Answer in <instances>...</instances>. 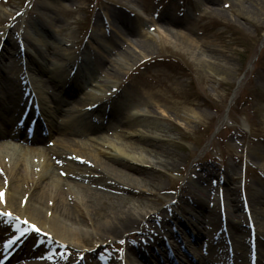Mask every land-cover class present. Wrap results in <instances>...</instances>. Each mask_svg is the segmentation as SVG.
Instances as JSON below:
<instances>
[{
    "label": "rangeland",
    "instance_id": "374dc122",
    "mask_svg": "<svg viewBox=\"0 0 264 264\" xmlns=\"http://www.w3.org/2000/svg\"><path fill=\"white\" fill-rule=\"evenodd\" d=\"M258 1L262 4L259 5ZM116 13L121 15L118 17L133 21L135 26L120 28L119 32L132 34L139 39L145 38L140 32L156 34L158 31L168 30L185 33L199 42L206 58L200 65L191 51L169 43H152L153 49L145 53L147 57L135 61L130 74L120 77L119 85L103 88L100 86L102 73L97 69L95 56L98 55L97 50L102 48V38L113 43L118 40L109 21ZM45 19L52 21L53 26L47 27ZM94 29L103 36H100V41L98 38L94 39ZM23 36L28 39V43ZM127 47L128 43H124L115 46V49L110 48V57L105 64L112 63L114 57L111 54L116 56ZM23 49L26 53H23ZM65 50L69 52L68 56L73 57L69 64L71 67L63 66L60 61ZM0 51L3 55L0 63L4 68L3 75L8 74L9 67H14L8 75L13 80L17 78L23 101L28 98L27 91L31 90L38 98V105L40 104V96L32 86L31 76L41 87L44 83H50L53 77L47 71L41 75L36 74L37 66L30 61L28 55L34 58L33 62H39L45 68L63 66L64 73L72 80L75 79L77 69L79 77L75 80L79 84L82 82V86L76 89L69 88L67 84L64 86L65 90L50 85L51 88L46 93L61 101L57 106L61 110H56V105L49 98L44 106L45 110L39 105L42 123L47 131L43 137L37 136L41 141L20 143V135V138L7 137L0 140V143L33 150H42L44 147L56 149L58 134L55 127H63L75 141L83 142L94 151L96 144L93 141L98 139H109L115 144H119L121 140L126 143L149 141L136 136L125 137L127 125L117 128L120 125H117L114 117L99 113L102 108H98V111L92 106L85 108L72 102L70 95L83 98L87 92L113 97L112 101L104 102L106 108H120L118 117L124 121H128L125 118L128 112L136 113L137 120L152 122V125H143L153 128L162 138L157 142L152 141L150 144L153 147L147 148L153 150L150 159L156 166L148 163L138 165L145 180L150 181V184L152 182L151 186H147L151 190H147L142 196L145 197L144 203H136V196L125 201L126 208H132L136 204L135 215L146 211L150 215L141 219L142 223L128 231V235L99 240L100 248L87 255L76 248L47 247L44 251H36L32 256H21L7 264H17L25 259H48L54 254L73 256V264H81L82 261L86 264H120L124 258L135 264H144L140 255L129 253L126 243L134 242L135 232L143 224L155 226L151 230L155 233L160 230L156 228L160 219L162 224L166 221L169 229L175 218H178L180 224L174 225L169 235L176 233L175 237L181 235L184 238L179 239L183 241L179 255L183 261L176 257V264H186L185 261L190 259L195 262L201 248L198 245L200 240L196 239L194 229L178 212L190 203L187 207L191 210L190 213L199 216V210L190 207L193 202L194 207H197L194 200L197 199L198 190L205 195L206 208L209 211L214 209L218 216L213 227L207 225L210 227L207 228L205 225L213 236L211 248L215 247L214 252H208L205 256H220L219 259H224L221 263L233 264L229 249L235 245L237 255H244L237 264H249L251 237L248 235V225L250 229L254 224L258 227L255 229L256 235L252 237L257 246L255 256L258 264H264V225H257L247 205V194L250 192L255 196L260 194L264 201V169L259 164L258 157L259 153L264 154V0H0ZM40 53L43 56L40 57ZM2 98L0 93V100ZM81 108L79 114L78 109ZM149 110L156 113L150 116L147 113ZM85 111L88 114L82 116ZM193 112L199 113L201 118L192 119L189 126H181L175 118V114H178L191 119ZM2 124L3 120H0V131L3 132L5 128ZM95 125L99 129L92 136L75 135L77 130H84L89 126L93 128ZM143 153L149 155L144 150ZM160 161L166 162L167 166L163 167L159 164ZM129 165L136 166L134 162H129ZM79 170L82 173L86 171L85 168ZM196 173L201 175L198 180L193 179L198 175ZM111 178L118 182L115 177ZM97 180H82L81 183L92 189L101 187L107 194L128 196L126 192L118 189L113 191L103 186L112 180ZM185 187L188 192L184 197L185 205H182L176 194ZM226 187L234 190L231 196L236 200L234 203L237 208L232 207V220L239 222L241 232H237L236 240L244 244L242 249H237V243L232 240L227 218L223 214L227 206L224 198ZM131 188H136L138 193L142 189L139 185ZM111 202L113 201H107ZM116 203L122 204L120 201ZM261 207L264 209V205ZM70 209L72 214H78L76 208ZM174 213L178 216H174ZM259 215V221L264 223V216L262 213ZM87 219L88 217L86 221ZM86 221H83V229L92 234L93 227ZM202 227L204 225L200 226L201 238H206L205 231H208ZM188 234L191 236L189 239L186 237ZM94 235L85 243L88 248L98 241ZM171 237L167 239L168 243L173 240L172 243L179 244L174 240L175 237ZM159 247L161 248L160 245ZM153 255L146 256L145 260L159 264Z\"/></svg>",
    "mask_w": 264,
    "mask_h": 264
},
{
    "label": "bare ground",
    "instance_id": "6f19581e",
    "mask_svg": "<svg viewBox=\"0 0 264 264\" xmlns=\"http://www.w3.org/2000/svg\"><path fill=\"white\" fill-rule=\"evenodd\" d=\"M258 4L261 5L262 2L258 1ZM212 11L214 12L215 10ZM117 14L118 13L115 15L113 14L109 21L111 27L113 28V33L118 36V40L114 41L113 43L111 41H104L102 38L100 42L103 44L101 46L102 48L97 50L99 56L97 54L95 56L97 69L102 73L100 86L103 88H107V86L109 87L110 85H119L120 77L130 74L133 63L147 57L145 53L153 49L152 43H169L173 44L177 48H181L182 50L191 51L193 57L200 65L202 64L204 58H206V55H204V50L200 46L199 42L192 38L191 35L185 33L172 32L168 30L162 32L158 31L156 34H142L140 32L142 37L145 36V38L139 39L132 34L122 33L121 31L119 32L120 28H135V26L133 21L123 17H118L121 15ZM46 23L47 27L53 26L52 21L50 22L46 20ZM100 36V34L95 32L94 39L98 38V41H100V38L103 37ZM22 38L26 41V43L29 42L25 36ZM124 43H128V47L119 51L116 56L111 54V57H114L112 63L105 64V62L108 60V57H110V48L115 49V46H120ZM18 50L20 51L19 45ZM65 51L66 53L60 58V61L62 62L63 66L68 65V67H71L69 64L72 63L71 60L73 57L68 56L69 52L67 50ZM23 53H26L25 49H23ZM39 56L41 57L43 55L40 53ZM1 57H3V55L0 51V63H2ZM28 58L32 63L36 64V74L41 75L46 71L47 73L50 72L53 74L50 83H44L42 87L30 74L32 86L37 89V94L40 96V104L42 106L41 108L45 110L44 106L47 99L49 98L51 102L56 105V110L60 111L61 109H59L57 106L61 104V101H59L57 97H49L46 92L50 90V85L61 90H65L64 86L66 84L72 89L81 87L82 82L80 81L79 84V81H76L79 77V71L76 69L74 77L76 80H72L69 79V76H66V73H64L63 66H54L52 69H49L48 67L45 68L39 62H33L34 58L32 56L28 55ZM210 69L214 68L210 67ZM11 70H14L13 66L11 68L9 67L8 74ZM3 71L4 68L0 64V93L3 95L2 100H0V120H3L2 125H4L5 128V131H0V140L9 137L12 134L18 135V132L13 130V126L17 113H21L20 109H22L21 105L24 99L21 93L22 89H20L21 87L17 81V78L13 80L8 74L3 75ZM70 96H72V102L77 104V106L81 105V107L85 108L93 106L96 107L98 111V108H102V111H99V113L101 112L103 115L107 114L108 116L114 117L117 125H120L117 126V128L127 125L128 129L124 132L125 137L136 136L142 140L149 139V143H142L141 141H139L140 143L134 141L126 143L125 141L121 140L119 144H115L112 140L109 141V139L102 141L98 139L93 141L96 144L95 147L97 149V151L96 149L94 151L90 150V148L87 147L83 142L75 141L62 129L63 127H55L57 131L56 134H58L56 138V149L44 147L42 150H33L0 143V192L3 193V199L0 200V212L10 213V215L7 216L0 215V244L2 245L4 241L8 240V236L11 237L9 243H12L11 239L13 237V233L10 231L11 229H9V226L17 232L21 229L29 228V225H35L39 231L32 232L30 230L26 233L27 236H30V242H33L31 246L36 247L35 243H37L40 247V250H42V248H47L48 246H52L54 248H61L62 246H65L67 248H76L83 254L87 255L94 252L95 249L100 248L98 244L99 240L102 241L105 240V238L111 239L123 234L126 235L128 231L131 229L133 230L136 226H139L142 223L141 219L144 220L148 214L146 211L143 212V214L139 213L138 215H135L134 209L137 207L136 204L134 203L132 208H126L125 201L128 198L133 199L132 196H136L135 202L138 204H143L145 197L142 196L148 192L147 190H151L150 188H147V186H151L152 182L150 184V181L147 182L145 180V178L142 176L143 171L138 168V165L142 163H148L150 165L156 166L151 162L150 159V153H153V150H149L147 148L153 147V145L151 146L150 144L152 141L157 142L162 140V138L157 133H155L153 128L149 129L148 126L143 125H152L153 123L148 122L147 120H145L147 123L143 122L144 120H137L138 117L136 116V113L133 112L127 113L125 118L128 119V121L120 119L118 117L120 114V108L113 109L112 107H105L106 103L113 100V97L111 98L106 95L103 96V94L97 96L88 92L83 98H77L75 95ZM200 97L201 94L199 93V98ZM154 105L156 106V103ZM78 110L79 114H81L82 108ZM26 111L28 113V115H26V119L34 118L33 108H29V110H23V112ZM147 113L151 116L156 112L149 110ZM86 114L88 113L85 111L82 116H85ZM21 115L24 114L22 113ZM164 116L167 115H163V117ZM192 117L193 118L190 119L188 116L175 114V118L179 124H181V126H189L193 121L192 119L195 120L201 118L200 114L197 112H193ZM37 122H40L39 117L36 119V123ZM96 126L97 125H95L93 128L89 126L84 130H77L75 135H85L90 137L99 129ZM20 127L21 126H18L16 128L18 129L17 131H20ZM143 150L149 155H145ZM258 157L260 160L259 164L264 169V154L259 153ZM125 160L134 162L136 166L129 165V162H126ZM159 164H162L163 167L167 166L166 162L162 163V161H160ZM82 168L86 169L84 173L79 170ZM196 174L198 175L196 177L194 176L193 179L198 180L201 175L199 173ZM111 177L118 179V182H114V178ZM97 179L103 181H107V179L112 180L113 182L109 181V184L106 183V185L104 184L103 186H106L113 191L118 189L121 192H126L128 193V196L107 194L103 189H101V187L96 186L95 189H92L81 183L82 180L94 182L98 181ZM129 183H132L133 185H130ZM135 185L137 187L139 185L142 188L139 190V193L137 192L136 188H131L136 187ZM233 191L234 190L227 187L224 189V198L227 204L225 207L227 215L226 221L229 226V232L231 234L232 240L237 243V249H242L244 244L236 240V237H238L237 232H241L239 222H234L232 220V207L237 208V204L234 203L235 199L231 196L234 194ZM187 192L188 189L185 187L180 191V193L176 194L177 199H179L180 204L182 205H185L186 201L184 200V197ZM198 192L199 194L197 195V199H193L196 201L197 207H194V202L192 203L193 206L190 207L198 209L200 213L199 216H195L194 214L190 213L191 210L189 211V208H187L189 205H191L190 203H188L187 207L183 206L182 209L179 210L180 212H178V215L181 214L184 220L187 221L190 226H192L196 232L195 235V232L193 231L194 236L197 240H200L198 245L201 246L199 250L200 252H198L196 255L197 261L193 262L190 259L185 262H187L186 264H223L221 263V260L217 261L214 259L215 261H213L212 258L206 257L202 253L205 251L210 253L214 252L213 249L215 247L213 249L211 248L213 245V236H211V230H207L205 225L213 227L214 222L218 221V216L215 214L214 209L209 211L206 208L204 201L205 195L199 190ZM247 195V201L249 203L247 204L248 209H250L253 213V219H255L257 225H259V227H263L264 223L259 221L260 219L258 218V216H260L259 214L261 213L262 216H264V209L261 207L264 205V201L261 200L262 196L258 193L255 196L251 192ZM110 200L113 202L107 203V201ZM117 201L122 202V204H117ZM71 207L76 208L78 213L77 215L70 212ZM193 211L194 210H192V212ZM86 215L88 217L87 221ZM178 215L174 213V216L177 217ZM244 217L246 216L244 215ZM175 219L176 220L170 224L169 229L166 227L168 225L166 221L164 224H162V219H160L157 224L158 226L156 225V228L160 230L157 231L155 229V231H157L155 233L151 232L152 228L155 226H151L148 223L143 224L140 230L135 229L139 231L135 232L136 236L133 239L134 242L126 243L125 247H127L129 253L132 252L136 255H140V259H144V264H153L151 261H146L145 259L147 255L152 257L155 250L156 251L154 252L153 256L156 262L159 264H175L177 258L180 261H183L181 258H179V255L181 254V244H183V241L181 242L179 239L184 240V238H182L181 235L175 237L176 233L169 235L171 234L172 228L174 229V225L177 223L178 225L180 224V221L177 220L178 218ZM83 221L90 222V226L93 227L92 234H89L83 229ZM12 223H18L19 226H17V224L15 227H12L14 226L11 225ZM203 225L204 228L202 227V229L208 231H205L206 238H201L202 232L200 230V226ZM209 226H207V228ZM16 227H19V229ZM149 227H151V229H149ZM254 228L258 229L257 226H254ZM93 234H95L94 236L98 241L94 242L93 247L88 248L85 243L86 241L89 242L90 236ZM137 236L140 238L138 239ZM170 236H172L171 238L175 237L174 240L179 244L172 243L173 240L170 242L171 244L167 243V239ZM186 237L189 239L191 236L188 234ZM26 238L23 240L24 243L26 242ZM9 243L8 247L5 248H2V245H0V262L3 260V255L5 253L12 251L14 244ZM24 247H27V243L24 244ZM169 247L172 250L169 249ZM37 250L38 248H30L29 252L35 253ZM237 253L238 252L235 250V255H232L233 264L239 263L242 260L241 256H244L242 254L237 255ZM27 254H29L28 251L26 252L25 250H18L7 259L9 261H14L17 258ZM72 259L73 256L71 255L57 256L54 254L52 258L32 261L29 260L26 262L20 261L17 264H73L75 263V260ZM222 261H224V259ZM120 264L135 263L131 262V260L129 261L128 258H124Z\"/></svg>",
    "mask_w": 264,
    "mask_h": 264
},
{
    "label": "snow or ice",
    "instance_id": "6c2138e0",
    "mask_svg": "<svg viewBox=\"0 0 264 264\" xmlns=\"http://www.w3.org/2000/svg\"><path fill=\"white\" fill-rule=\"evenodd\" d=\"M2 199H3V193H2V192H0V200H2ZM0 215L7 216V215H10V213H7V212H0ZM33 228H34L36 231H39V229H38V228H36V226H35V225H33Z\"/></svg>",
    "mask_w": 264,
    "mask_h": 264
}]
</instances>
